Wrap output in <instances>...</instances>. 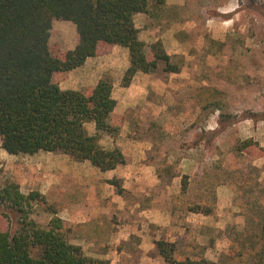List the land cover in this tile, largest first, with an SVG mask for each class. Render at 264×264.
Here are the masks:
<instances>
[{
  "label": "rangeland",
  "instance_id": "1",
  "mask_svg": "<svg viewBox=\"0 0 264 264\" xmlns=\"http://www.w3.org/2000/svg\"><path fill=\"white\" fill-rule=\"evenodd\" d=\"M177 1L146 14L147 25L183 43L181 53L172 55L179 75L160 62L147 77L170 85L150 87L152 103L140 106V139L151 146L145 157L152 166L144 173L158 174L162 190L170 185L174 195L166 199L159 190L156 200H167L182 227L171 234L174 240L162 233L158 241L175 242L177 259L264 264V156L237 150L249 138L264 147V0ZM63 23L75 28L72 21L54 19L50 43L65 52L62 45L71 44L75 32ZM137 23L143 26L140 19ZM44 162L40 156L9 154L0 139V189L15 182L24 194L39 191L47 200L28 206L27 214L0 201L1 232L12 237L29 220L47 227L60 216L57 172ZM67 224L69 241L78 245L85 232ZM129 251V262L118 264L139 263L140 251L132 246Z\"/></svg>",
  "mask_w": 264,
  "mask_h": 264
},
{
  "label": "trees",
  "instance_id": "2",
  "mask_svg": "<svg viewBox=\"0 0 264 264\" xmlns=\"http://www.w3.org/2000/svg\"><path fill=\"white\" fill-rule=\"evenodd\" d=\"M167 0H0V139L9 154L33 155L39 151L90 161L102 171L130 162L120 146L106 149L101 138L117 137L126 118L115 112L113 79L105 76L87 91L64 90L60 81L69 71L109 45L129 49L130 65L121 85L129 86L137 72L151 73L160 62L165 71L180 72L161 39H141L135 22L138 13L158 14ZM76 25L73 49L62 52L50 43L53 20ZM95 124L90 134L87 123ZM237 150L264 156V147L249 138ZM123 193L121 179L109 180ZM0 201L26 213L27 207L47 200L39 191L24 194L17 183L0 189ZM55 213V211H53ZM68 224L60 216L47 227L33 220L12 237L0 231V264H113L84 253L68 239ZM168 264H218L207 259L175 258V242L157 241Z\"/></svg>",
  "mask_w": 264,
  "mask_h": 264
},
{
  "label": "crops",
  "instance_id": "3",
  "mask_svg": "<svg viewBox=\"0 0 264 264\" xmlns=\"http://www.w3.org/2000/svg\"><path fill=\"white\" fill-rule=\"evenodd\" d=\"M170 1L167 0L166 7L171 5ZM181 3L182 0L177 1V4ZM138 19L143 22V26L138 25ZM135 22L139 29H145L140 33L142 40L152 43L161 39L168 54L172 56L181 53L182 41L169 31L161 33L155 25H147L149 18L145 13L136 14ZM69 26L74 29V39L71 44L62 45L64 50L73 49L76 45V25L75 28L70 24L61 25ZM129 65L128 48L109 45L106 51H101L100 45L95 56L87 58L83 65L69 71L60 81V87L64 90L87 91L101 78L112 77L113 97L117 101L115 112L124 115L126 121L117 137L106 134L101 138V144L106 149L120 146L123 153L130 158L129 163L102 171L88 160L76 161L64 153L39 151L25 156H40L45 159L44 166L57 172L58 214L65 221L80 225L85 232L76 243L85 248L87 255L109 259L113 264L124 261L127 263L132 246L140 251L138 264H167L160 254L157 241L162 233L168 239L174 240L175 236L171 234L180 233L182 227L177 226L167 200L164 204H159L156 200L159 190H162L161 177L155 173H144L143 168L152 166L145 157L151 146L148 140L140 139V106L152 103L147 101L150 87L155 89V85L159 84L165 87L171 81L167 83L161 79H150L148 73L137 72L132 83L124 87L121 80ZM175 74L179 75L178 72ZM86 127L90 134L95 132L93 122L87 123ZM113 178L122 180L123 193H118L109 182ZM166 188L162 190V194L167 199L174 192H171L170 185ZM90 247L115 249L106 253Z\"/></svg>",
  "mask_w": 264,
  "mask_h": 264
}]
</instances>
